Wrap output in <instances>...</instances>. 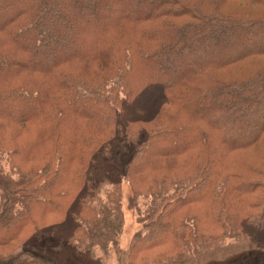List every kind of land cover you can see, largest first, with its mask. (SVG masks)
Instances as JSON below:
<instances>
[{
    "label": "trees",
    "instance_id": "16d2710c",
    "mask_svg": "<svg viewBox=\"0 0 264 264\" xmlns=\"http://www.w3.org/2000/svg\"><path fill=\"white\" fill-rule=\"evenodd\" d=\"M125 182L127 264L264 243V0H0V264L117 250Z\"/></svg>",
    "mask_w": 264,
    "mask_h": 264
},
{
    "label": "rangeland",
    "instance_id": "374dc122",
    "mask_svg": "<svg viewBox=\"0 0 264 264\" xmlns=\"http://www.w3.org/2000/svg\"><path fill=\"white\" fill-rule=\"evenodd\" d=\"M129 192L128 184L123 183L120 192L123 225L118 238L117 250L111 249L106 255L98 249L83 252L77 256H73L74 252L71 256L70 253L63 252L56 255L57 261L61 264H127L130 242L140 228L136 210L128 201ZM263 259L264 243L236 242L226 239L204 257L198 259L188 256L168 264H255Z\"/></svg>",
    "mask_w": 264,
    "mask_h": 264
},
{
    "label": "bare ground",
    "instance_id": "6f19581e",
    "mask_svg": "<svg viewBox=\"0 0 264 264\" xmlns=\"http://www.w3.org/2000/svg\"><path fill=\"white\" fill-rule=\"evenodd\" d=\"M231 69V68H230Z\"/></svg>",
    "mask_w": 264,
    "mask_h": 264
}]
</instances>
